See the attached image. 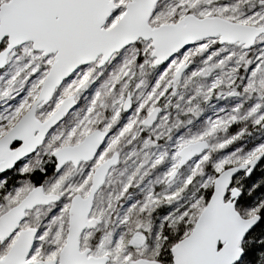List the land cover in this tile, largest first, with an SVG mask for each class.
<instances>
[{
	"label": "snow or ice",
	"instance_id": "snow-or-ice-1",
	"mask_svg": "<svg viewBox=\"0 0 264 264\" xmlns=\"http://www.w3.org/2000/svg\"><path fill=\"white\" fill-rule=\"evenodd\" d=\"M0 264H264V0H0Z\"/></svg>",
	"mask_w": 264,
	"mask_h": 264
}]
</instances>
